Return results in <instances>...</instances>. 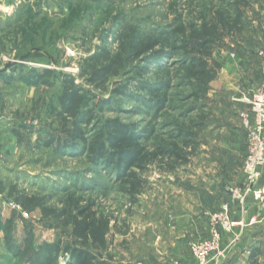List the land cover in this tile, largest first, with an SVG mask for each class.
Instances as JSON below:
<instances>
[{
	"label": "rangeland",
	"instance_id": "1",
	"mask_svg": "<svg viewBox=\"0 0 264 264\" xmlns=\"http://www.w3.org/2000/svg\"><path fill=\"white\" fill-rule=\"evenodd\" d=\"M227 4L220 0H0V264H32L20 256L28 243L34 250L43 243L69 245L111 264H252L249 253L255 247L261 251L257 264H264V150L252 153L249 135L256 116L248 102L261 87L264 0L247 1L238 29L229 30L226 23L223 27L215 21L212 37V58L220 64L225 55L249 56L246 62L255 73L249 79L252 88L244 96H231V108L222 96L209 98L208 126L189 163L168 170L151 159L138 172L145 183L135 202L121 190L115 170L89 164L77 147L45 145L49 135L64 138L55 120L61 84L53 80L52 87H45L33 76L49 69L56 76L77 77L82 59L99 47L114 50L113 38L122 19L155 35L173 34L189 24L200 26L205 9L213 20ZM153 52L147 63L134 64L143 68L141 76L129 68L114 82H128L132 93L140 82L157 88L158 97H164L161 108L155 105L156 95L146 90L136 99L112 98L113 82L107 93L93 91L95 118L89 126L82 125L87 136L105 120L117 119L133 125L144 152L151 153L156 142L169 143L170 136L189 128L188 116L196 114L190 109L203 103L195 101L191 88L182 83L184 52L172 55L162 45ZM76 83L88 88L79 79ZM108 100L110 104L100 109ZM261 139L264 148V128ZM251 164L257 174L253 181L247 170ZM71 195L79 208L90 206L97 217L109 220L104 246L82 244L68 225L70 215L54 217L64 209L76 213ZM28 199L32 200L28 209L18 202ZM69 261L61 253L56 264Z\"/></svg>",
	"mask_w": 264,
	"mask_h": 264
},
{
	"label": "trees",
	"instance_id": "2",
	"mask_svg": "<svg viewBox=\"0 0 264 264\" xmlns=\"http://www.w3.org/2000/svg\"><path fill=\"white\" fill-rule=\"evenodd\" d=\"M220 1L228 4L223 12L217 11L214 14L213 20L207 17V9H205L200 16V26L189 24L188 28H177L173 34L155 35L153 32L142 31L137 24L122 19L118 22V29L113 38L114 50L99 47L91 56L82 59L77 77L67 74L56 76L49 69L34 74L35 83L42 86L52 87L53 80H59L61 84V93L57 99L59 110L55 114V120L59 122L64 138L49 135L45 145L50 146L56 142L57 146L61 147H77L85 154L89 164L98 168L105 167L107 171L115 170L122 185L121 190L134 202L145 183L138 172H143L146 163L151 159L162 162L168 170L179 165H187L200 135L208 126L210 110L207 103L210 83L216 79L221 69V64L212 58L211 52L212 37L217 31L215 21L223 27L227 24L229 30L240 28L238 23L242 17V9L247 7L248 0ZM262 1L254 0V2ZM178 34H181L183 38L178 37ZM160 45L170 48L172 55L180 51L184 52L185 58L180 65L183 73L182 83H186L191 88L193 91L191 97L195 101L203 103L190 109V113L196 114L192 117L188 116L189 128L181 129L177 134L170 136L169 143L156 142L155 150L151 153L144 152L135 127L124 125L117 119L105 120L93 130L92 136H87L86 129L82 125L89 126L95 118V107L92 104L95 100L93 91L107 93L110 84L123 76L129 68H133L134 75L141 76L143 68L134 64L140 60L147 63L154 53L153 50ZM76 79L83 81L88 88L77 84ZM114 83L115 87L111 90L112 98L126 96L136 99L138 92L146 90L154 97L156 95L154 101L157 110L164 102V97H158L157 88H148L143 82L138 83L135 93L128 90V82ZM168 85L169 82H166L164 87L168 88ZM110 101H104L99 108L102 109L104 105L110 104ZM183 115L185 117V114ZM72 196L70 201L72 206H75L76 213H68L64 209L54 217L70 215L68 225H71L74 236L82 241V244L92 242L98 246H104L109 220L102 216L97 217L90 206L79 208L78 200H73ZM31 201V199L18 200L26 209H28L27 203ZM61 253L69 256V264H111L87 250L69 245L62 247L57 243H43L37 250L28 243L20 256L25 257L32 264H56ZM260 254L259 248H251L249 258L252 264L258 263L257 257Z\"/></svg>",
	"mask_w": 264,
	"mask_h": 264
},
{
	"label": "crops",
	"instance_id": "3",
	"mask_svg": "<svg viewBox=\"0 0 264 264\" xmlns=\"http://www.w3.org/2000/svg\"><path fill=\"white\" fill-rule=\"evenodd\" d=\"M248 57H229V55H225L224 58H219L220 60L222 59V62L225 61V63L219 60L222 66L216 79L210 83L209 98L222 96L224 105L231 108L233 107V104H230L231 96H244V93L249 88H252L249 79L255 73L246 62L249 61Z\"/></svg>",
	"mask_w": 264,
	"mask_h": 264
},
{
	"label": "built area",
	"instance_id": "4",
	"mask_svg": "<svg viewBox=\"0 0 264 264\" xmlns=\"http://www.w3.org/2000/svg\"><path fill=\"white\" fill-rule=\"evenodd\" d=\"M248 102H252L253 104V112L256 116V126L250 131L249 138L252 141L251 147H252V153L256 154H262L264 148L263 143H261V132L263 130L264 126V58H263V64L261 69V87L260 90L254 95L253 99H251ZM244 125L247 127L249 125V120L244 119ZM260 151V152H259ZM248 171H250V181H253L254 178L257 176L255 174V167L253 164L248 166ZM202 256V257H201ZM199 259H204L203 255H200Z\"/></svg>",
	"mask_w": 264,
	"mask_h": 264
},
{
	"label": "water",
	"instance_id": "5",
	"mask_svg": "<svg viewBox=\"0 0 264 264\" xmlns=\"http://www.w3.org/2000/svg\"><path fill=\"white\" fill-rule=\"evenodd\" d=\"M1 72V71H0Z\"/></svg>",
	"mask_w": 264,
	"mask_h": 264
}]
</instances>
